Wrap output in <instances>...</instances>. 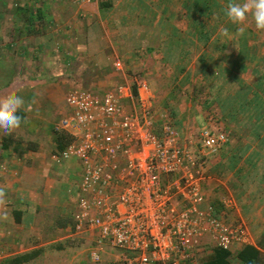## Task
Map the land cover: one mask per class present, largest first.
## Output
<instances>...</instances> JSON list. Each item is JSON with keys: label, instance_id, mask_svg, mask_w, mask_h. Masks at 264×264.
Returning <instances> with one entry per match:
<instances>
[{"label": "crops", "instance_id": "0c3cea01", "mask_svg": "<svg viewBox=\"0 0 264 264\" xmlns=\"http://www.w3.org/2000/svg\"><path fill=\"white\" fill-rule=\"evenodd\" d=\"M222 2L0 0V96L15 92L25 101L20 128L0 129L8 212L0 218V259L29 233L48 226L63 231L69 223L73 231L79 165L53 160V126L68 112V89L149 84L153 105L150 87L160 81L168 88L165 79L181 88L175 125L227 136L206 161L203 192L209 203L221 201L218 213L229 223H244L264 253V31H254L250 18L238 32L241 25L224 18Z\"/></svg>", "mask_w": 264, "mask_h": 264}, {"label": "built area", "instance_id": "2783aa9c", "mask_svg": "<svg viewBox=\"0 0 264 264\" xmlns=\"http://www.w3.org/2000/svg\"><path fill=\"white\" fill-rule=\"evenodd\" d=\"M65 104L53 131L70 142L53 160L80 167L73 232L96 239L92 262L100 261L101 243L119 251L121 264H198L212 248L252 245L245 224L229 223L203 192L206 160L225 134L203 127L182 142L170 119L157 124L147 84L101 92L74 86Z\"/></svg>", "mask_w": 264, "mask_h": 264}, {"label": "rangeland", "instance_id": "374dc122", "mask_svg": "<svg viewBox=\"0 0 264 264\" xmlns=\"http://www.w3.org/2000/svg\"><path fill=\"white\" fill-rule=\"evenodd\" d=\"M228 2L229 0H223L222 2L223 6L225 7ZM240 2H242V0H240ZM224 18H226V16H224ZM250 18L251 17H249V19ZM248 20L246 22H248ZM252 28L254 31H257L254 26L253 21H252ZM179 74L180 73H178V75ZM141 76L142 75L136 74L133 77H136V79L138 80V79H141ZM97 78L100 79L101 74ZM172 81L173 79H165L163 81V84H165L168 88L158 87V85L162 83L160 81H155L154 87H150L151 91L153 92V95H155V98H156L154 100L155 102L153 101V111L157 116L158 125H161L162 121L166 118L170 119L173 123L180 122L179 119L175 120L176 116L172 114V110L174 112V108L178 107L177 104L180 103L181 88L177 84L176 85L172 84ZM175 82L177 81L174 80V83ZM147 83H148V80H147ZM147 86L149 88V84H147ZM90 87H94V86H90ZM171 100L175 101V104L171 103L170 102ZM66 109H67V106H66ZM174 126L178 130L182 142L187 143L189 139L190 140L195 139L197 135V132H196L197 130L191 131L192 128L188 130L183 129L182 126H178L175 124ZM189 130L191 134L187 133ZM77 168L80 173V167H77ZM212 205H214V207L217 208V211L220 212L219 206L221 205V201L218 200V198H217V201L213 200ZM69 217H70V214H69ZM55 220H56L55 221L56 223H54L55 226H57L58 224L59 226H62L60 224L62 220L61 218H55ZM65 227L63 231L62 230L57 231L56 229L53 228V226H48L44 228V231H41L40 233H38V235L29 233L28 237L24 239V242H21V245L17 246L16 248L10 247L9 254H11V256L9 257L16 255L15 253H18V252H20L18 254H21V253H27V252H32V251H37V252L39 251V253L37 254V257L27 264H121L119 251L111 248L106 243H101L100 245L101 246L100 249L102 250V252L100 253L101 254L100 261L97 263L92 262L88 255V252L91 249L90 248L91 239L83 235L74 236L70 223L68 224V227L66 228ZM240 248L241 247H234L231 251L233 255H235V253ZM1 261H3V259H0V263ZM231 261H232V264H240L234 258V256L232 257Z\"/></svg>", "mask_w": 264, "mask_h": 264}, {"label": "clouds", "instance_id": "9594fccd", "mask_svg": "<svg viewBox=\"0 0 264 264\" xmlns=\"http://www.w3.org/2000/svg\"><path fill=\"white\" fill-rule=\"evenodd\" d=\"M224 14L229 22L235 25H241L238 32L245 31V23L251 17L257 31H264V0H229L224 9ZM224 36L228 35L226 28L221 29ZM25 110V101L22 96L12 92L6 96H0V129L5 133H11L24 122V117L20 114ZM6 190L0 187V209H3L0 218L7 219L6 210Z\"/></svg>", "mask_w": 264, "mask_h": 264}, {"label": "trees", "instance_id": "16d2710c", "mask_svg": "<svg viewBox=\"0 0 264 264\" xmlns=\"http://www.w3.org/2000/svg\"><path fill=\"white\" fill-rule=\"evenodd\" d=\"M18 114L22 117L24 115L22 111ZM56 142L57 149L60 151L70 142V139L64 135H56ZM38 253L39 251H32L16 254L3 259L0 264H27L35 259ZM233 256L240 264H264V253L253 245L242 246L235 255L231 251L213 248L198 264H232L231 260Z\"/></svg>", "mask_w": 264, "mask_h": 264}]
</instances>
